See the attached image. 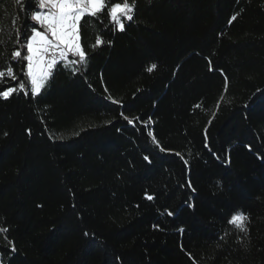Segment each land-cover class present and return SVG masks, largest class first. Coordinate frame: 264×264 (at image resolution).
<instances>
[{"label":"trees","instance_id":"1","mask_svg":"<svg viewBox=\"0 0 264 264\" xmlns=\"http://www.w3.org/2000/svg\"><path fill=\"white\" fill-rule=\"evenodd\" d=\"M128 3L33 96L38 0H0L1 264H264V0Z\"/></svg>","mask_w":264,"mask_h":264},{"label":"snow or ice","instance_id":"2","mask_svg":"<svg viewBox=\"0 0 264 264\" xmlns=\"http://www.w3.org/2000/svg\"><path fill=\"white\" fill-rule=\"evenodd\" d=\"M38 6L40 9H47V11H34L31 13V18L37 22V25L43 27L44 31L34 26L31 29L32 35L25 37L26 54L22 57L19 49L14 50L11 54L13 59L22 58L27 61L22 72L30 80L33 96L39 95L41 90L45 88L53 75L52 70L58 64L61 67L66 66L61 61H67L71 64H86L87 53L80 43V28L82 27L80 22L82 20L84 23L92 22L85 20L86 16L101 19L102 22L100 14L108 9L107 15L115 22L116 29L119 31L125 30V24L120 21L121 16L127 21L133 20L131 15L133 5L129 4L128 0L110 5L108 0H38ZM231 19L235 20L236 17L233 16ZM0 43L3 41L0 40ZM103 43V39L98 36L93 47L102 46ZM69 55L78 57V59L68 60ZM152 68H155V65ZM8 75L13 80L18 79L12 67L8 68ZM4 76L5 73L0 71V78ZM19 89L25 95L28 94L23 83L19 84ZM15 91V88L0 90V98L8 99ZM124 119L128 120L129 124H133V119H129L127 116ZM149 134L151 135V133ZM161 151H165V149L161 148ZM144 159L148 160L149 157L145 156ZM147 198L153 199L152 196H147ZM168 215H172V213L169 212ZM247 220L246 215L237 214L232 216L228 222L240 231H245Z\"/></svg>","mask_w":264,"mask_h":264},{"label":"rangeland","instance_id":"3","mask_svg":"<svg viewBox=\"0 0 264 264\" xmlns=\"http://www.w3.org/2000/svg\"><path fill=\"white\" fill-rule=\"evenodd\" d=\"M42 12H44V11H42ZM32 35V34H31ZM49 35V37H50V34H48ZM54 70V69H53ZM53 70H52V72H53ZM31 85V84H30ZM30 88H31V86H30ZM0 264H1V256H0Z\"/></svg>","mask_w":264,"mask_h":264},{"label":"crops","instance_id":"4","mask_svg":"<svg viewBox=\"0 0 264 264\" xmlns=\"http://www.w3.org/2000/svg\"><path fill=\"white\" fill-rule=\"evenodd\" d=\"M42 11H47V9H41V12H42Z\"/></svg>","mask_w":264,"mask_h":264}]
</instances>
